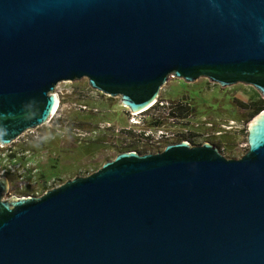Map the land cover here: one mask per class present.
I'll list each match as a JSON object with an SVG mask.
<instances>
[{"label": "water", "instance_id": "obj_1", "mask_svg": "<svg viewBox=\"0 0 264 264\" xmlns=\"http://www.w3.org/2000/svg\"><path fill=\"white\" fill-rule=\"evenodd\" d=\"M264 99V0H0V147L46 126L87 80L131 114L170 79ZM248 151L122 152L41 197L0 177V264H264V110Z\"/></svg>", "mask_w": 264, "mask_h": 264}, {"label": "rangeland", "instance_id": "obj_2", "mask_svg": "<svg viewBox=\"0 0 264 264\" xmlns=\"http://www.w3.org/2000/svg\"><path fill=\"white\" fill-rule=\"evenodd\" d=\"M58 95L60 104L48 125L0 147V177L9 181L6 199L41 197L77 176H90L122 152L158 153L183 141L209 142L226 158L241 159L248 151V126L256 117L251 113L264 101L245 85L221 88L202 80L186 84L173 78L159 98L164 106L158 104L135 117L119 99L92 90L85 79L60 85ZM172 107L189 110L182 114L179 110L171 118ZM159 117L160 129L172 135L161 145H152L140 134L143 129L159 130L149 128Z\"/></svg>", "mask_w": 264, "mask_h": 264}, {"label": "built area", "instance_id": "obj_3", "mask_svg": "<svg viewBox=\"0 0 264 264\" xmlns=\"http://www.w3.org/2000/svg\"><path fill=\"white\" fill-rule=\"evenodd\" d=\"M59 87V86H58ZM57 94H58V88H57ZM59 96V95H58ZM59 104H60V98H59ZM158 104H160L162 107L164 106V103H160V101H159V99H158V101L150 108V109H152L153 107H155L156 105H158ZM81 108H84L83 106H80ZM176 108L177 107H172V110L168 113V116H170L171 118H174V117H176L177 116V110H178V108H177V110H176ZM149 109V110H150ZM148 110V111H149ZM179 111V110H178ZM147 112V111H146ZM146 112H144V113H146ZM130 113V112H129ZM131 114V113H130ZM141 114H143V113H141ZM141 114H131L133 117H135V116H138V115H141ZM53 120V119H52ZM51 120V121H52ZM155 121H154V123L155 122H160L161 123V120H162V118L161 117H159L158 119H154ZM50 121V122H51ZM49 122V123H50ZM132 122H133V124L134 125H142V123L141 122H137V121H133L132 120ZM48 123V124H49ZM144 123V122H143ZM47 124V125H48ZM157 128V129H159V130H156L155 132H153L152 130H145V129H143V131L141 132V134H140V137H145L147 140L148 139H151V144L152 145H161L162 144V142L165 140V139H171L170 137H171V135H170V133H168L166 130H164V128L163 129H160V128H162L163 126H162V123H161V125H159V126H155V125H153L152 127H149L150 129H152V128ZM188 142V141H187Z\"/></svg>", "mask_w": 264, "mask_h": 264}, {"label": "trees", "instance_id": "obj_4", "mask_svg": "<svg viewBox=\"0 0 264 264\" xmlns=\"http://www.w3.org/2000/svg\"><path fill=\"white\" fill-rule=\"evenodd\" d=\"M176 110H177V108H176ZM178 110H180V113L182 114L184 111L189 110V108L187 109L185 107H179ZM263 110H264V101H260V103H258V105H256L255 110L251 113V117L257 116ZM183 116H185V115H183ZM154 125L155 126H159V125H161V123L160 122H155Z\"/></svg>", "mask_w": 264, "mask_h": 264}]
</instances>
